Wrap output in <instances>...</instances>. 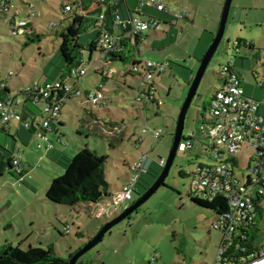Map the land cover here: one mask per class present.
Segmentation results:
<instances>
[{"label":"rangeland","instance_id":"1","mask_svg":"<svg viewBox=\"0 0 264 264\" xmlns=\"http://www.w3.org/2000/svg\"><path fill=\"white\" fill-rule=\"evenodd\" d=\"M75 1L13 0L14 10L10 16L16 25L24 22L26 30L12 35L8 19L0 16L1 88L7 86L15 96L29 85L56 80L67 72L59 51V36L75 30L76 25L75 13H63L62 7ZM224 1L165 0L166 5L174 9H186L191 21L180 20L172 27L161 23L156 33L143 32L140 53L143 64L149 61L168 65L148 83L155 91L154 103L137 101L148 86L139 75L130 72V61L126 64L103 61L107 69L115 71L103 85L105 96L111 100L109 105H91L83 95L66 101L58 117L61 124L58 134H49L52 150L48 153L37 149L38 140L32 135L26 145L16 138L24 153L19 156L23 176H17L14 170L0 175V247L9 244L23 251L29 247L42 248L69 261L70 254L83 247L105 224L106 218H96L93 208L84 203L55 205L46 199L51 181L65 174L59 162L66 163L85 146L99 157H106L103 180L107 194L122 190L131 175L129 166L145 154L149 155L146 165L150 170L140 178L134 200L149 188L161 171L157 162L167 160L178 115L199 61L216 34ZM28 5L32 7L30 11ZM148 10L152 9H145L144 13L151 16ZM93 18L94 15L87 16L78 39L85 68H88L90 57L91 61L97 59L96 54L90 56L88 51L95 34L91 26ZM245 42L253 47L248 48ZM230 61L242 80V87H246L245 95L261 102L259 114L264 116V88L259 87L264 83V0L231 2L221 43L185 116L182 137L187 139L193 135L192 147L184 151L178 149L164 186L129 219L113 227L77 264L213 263L221 241V235L211 227L216 215L191 200V176L179 173L189 174L198 164H215L211 158L208 107L211 96L223 84V67ZM101 81L102 77L91 71L77 86L81 92L95 93ZM1 90L0 95L4 94V89ZM91 113L102 122H122L125 127L122 141L111 145L106 136L113 131L103 134L105 127L102 122L91 120ZM96 124L100 125L99 130L93 129ZM143 129L161 130L162 135L153 141L149 134H142ZM11 132L15 136L13 129ZM0 141V146L7 142L10 149L13 148L11 138L1 135ZM58 153L59 158L53 159ZM254 154L251 149H240L236 176L244 178ZM251 234L253 244L264 246V208L256 213Z\"/></svg>","mask_w":264,"mask_h":264},{"label":"built area","instance_id":"2","mask_svg":"<svg viewBox=\"0 0 264 264\" xmlns=\"http://www.w3.org/2000/svg\"><path fill=\"white\" fill-rule=\"evenodd\" d=\"M88 1L91 3L88 10L83 8L81 0L69 2L62 8L63 13H75L81 19L87 16L88 11L95 8L115 9L111 31L104 24L103 13L94 21L97 37L93 54L97 55V59L91 61L90 57L88 68L82 65L72 68L57 80L42 84L34 83L24 88L19 95L8 94L0 98V131H5L11 122H16L26 131H31V135L38 140L37 149H44L45 153L52 150L49 134L53 132V125L58 122L66 101L83 95L91 105L107 106L111 103L104 94L102 84H99L95 93L81 92L77 85L80 79L91 71L100 75L102 79H111L115 71L107 69L102 62L105 61L107 64L111 57H121L127 49L126 46H129L132 55L133 64L130 72L139 75L142 82L148 86L147 90L138 96L137 101L145 104L154 103L155 91L148 83L155 74L163 73L168 65L149 61L143 64L140 58L143 32H156L161 24L157 19L147 17L144 10L152 9L168 15L172 24L187 16L186 9H174L162 0ZM129 1H135L136 7L127 17H122L117 7L127 5ZM31 9L32 7L28 5L27 10ZM13 10V0H0V11L8 19L11 34L25 33L24 22L14 24L10 16ZM121 75L124 76L125 72L122 71ZM221 75L224 77L223 84L211 96L208 107L212 131L211 158L215 164H198L194 171L188 174L191 176V198L210 202L216 197H221L227 204V210L216 216L211 226L221 235L212 264H264V246L253 244L251 239L256 213L264 208V116L259 114L261 102L245 95L232 61L223 67ZM259 87L264 88V84H260ZM25 102L34 104L38 108V117L23 122L22 110ZM123 129L124 126L117 128L113 130L115 134L111 132V135H119ZM142 134H149L153 141H156L161 137L162 131L143 129ZM193 139V135L187 139L181 137L178 149L182 151L190 149ZM242 147L255 151L248 163L244 178L235 174V167L238 164L237 155ZM20 151L21 147L18 144H14L10 150L12 166L10 171L14 170L17 176L22 177ZM148 158V154L141 155L133 165L129 166L131 175L122 190L107 194L99 202L91 203L92 213L96 218L105 217L110 220L132 204L137 183L148 170L146 165ZM164 164L163 159L157 162L158 167H163Z\"/></svg>","mask_w":264,"mask_h":264},{"label":"trees","instance_id":"3","mask_svg":"<svg viewBox=\"0 0 264 264\" xmlns=\"http://www.w3.org/2000/svg\"><path fill=\"white\" fill-rule=\"evenodd\" d=\"M81 1L83 8L85 10H88L91 6V3L88 0H81ZM117 9L120 14L121 7H117ZM101 13L105 15L104 24L106 25L108 30L111 31V22L115 13V9L108 8L106 10H101L100 8H95L93 10L88 11L87 16L90 15L95 16V18L91 19V26L93 27L95 34L88 45V51L90 56L95 51V39L97 37V31L94 27V23H95L94 21ZM156 13L160 14L159 12ZM0 16H4L1 11H0ZM86 17L84 19H81L77 17V15L75 14L74 18H75L76 29L70 30L69 32H62L59 36L61 40L59 51L64 61L67 72L70 71L72 68H77L82 65V60L80 55L81 46L78 43V39L80 36V32L83 28V24L87 20ZM147 17L157 19L160 23L163 24L166 23L167 25L170 26H174L176 24V23L172 24L171 18L168 15H166V17H168L169 19L166 21L161 18L151 17L149 15ZM236 45L237 47H239L240 42L237 41ZM244 45L247 46L248 48L253 47L251 43L245 42ZM128 47L129 46H126L127 49L123 52L121 57H111L110 59H108V62L109 63L121 62L126 64L130 61L131 64H133V62L131 61L132 60L131 49ZM65 74L63 73L61 77L65 76ZM106 80L107 79L105 78L102 79L101 84L104 85ZM150 87H153V85H150ZM1 89H4V94L0 95V98L10 94L9 89L6 86L0 88V90ZM36 117H38V108L34 104L25 102L22 110V121L24 122L30 119H34ZM89 117L91 120L97 123L102 122L99 119H97V117L93 113H91ZM87 123L90 124V121H88ZM102 125L105 127L106 130L105 133L103 131V134H106L108 131H113L117 128L124 126L122 122H116L112 120L103 121ZM53 126H59V123L57 122ZM99 127L100 125L96 124L95 127H93V129L98 128L99 130ZM123 132L124 129L121 131L119 135L114 136V135L106 134L107 135L106 138L111 145L119 143L123 139ZM29 133L31 134V131H29ZM113 134H115V131H113ZM1 149L2 152L8 154V157L6 163L0 169V175L3 174L4 172L12 173L11 171H9L10 169H12L10 163V150L8 148L4 149L3 147ZM2 156L3 154L1 153L0 162ZM105 161H106V157H99L95 151L90 150L89 148H87V146H85L82 149H79L78 152L75 154V156L70 160H68L66 163L59 162V164L63 166L65 170L64 171L65 174L63 176L54 178L51 181L49 188L46 190V194H45L46 199L55 205L57 204L61 205L62 203L64 204L69 203L70 205H73L75 201H79L83 203L99 202L104 196L107 195L106 192L107 185L103 180V176H104L103 169H104ZM159 168L162 169V167ZM149 170L150 169H148L145 174H148ZM160 172L161 171H159L155 175L154 179L157 178ZM179 175L189 176L188 174H182V172H180ZM139 181L137 185L139 184ZM145 190L146 188L143 189V191ZM191 200L200 207L211 210L216 216L223 214L227 210V204L225 202V199L221 197H216L211 202L201 201L194 198H192ZM253 238L254 236L252 235L251 239L253 240ZM75 253L76 251L70 254L69 260L72 258V256ZM68 262H69L68 260H63L55 256L51 250H44L42 248L29 247L26 251H23L19 248V246L12 247L9 244H4L2 247H0V264H68Z\"/></svg>","mask_w":264,"mask_h":264},{"label":"water","instance_id":"4","mask_svg":"<svg viewBox=\"0 0 264 264\" xmlns=\"http://www.w3.org/2000/svg\"><path fill=\"white\" fill-rule=\"evenodd\" d=\"M231 2L232 0L224 1L216 34L211 44L205 51L202 59L199 61V66L195 72V75L192 77L188 94L186 96V99L178 115L176 129H175V133H174V137L172 141V146H171L169 155L167 157V160L165 161V164L161 169L160 174L157 176L155 181L149 186V188L143 194L137 196V199H135L129 207H127L122 212H120L117 216H115L114 218L107 221L104 225H102L100 229L96 232L94 237L91 238L83 247H81L79 250L76 251V253L69 260L68 264H77L78 260L84 254H86L91 249H93L96 245H98L103 240L104 236L108 234L113 227L123 222L124 220L129 219L133 213H135L160 187H162V185H164V181L166 177L168 176L169 170L173 164L176 153L178 151V146H179L182 133H183V128H184V120H185V116L188 111V108L192 102V99L194 98L196 94V91L199 87V84L202 80V77L206 71L207 66L209 65L211 59L215 55L221 43V40L223 38Z\"/></svg>","mask_w":264,"mask_h":264},{"label":"crops","instance_id":"5","mask_svg":"<svg viewBox=\"0 0 264 264\" xmlns=\"http://www.w3.org/2000/svg\"><path fill=\"white\" fill-rule=\"evenodd\" d=\"M162 2L163 3H165L166 4V2H165V0H162ZM135 7H136V2L135 1H129L128 3H127V5H123L122 7H121V10H120V15L122 16V17H127L134 9H135ZM128 9H129V11H128ZM151 16H154V17H157V18H161V19H163V20H168L169 18L168 17H166V15H164V14H159L158 15V13H156L154 10H148L147 11ZM188 12V11H187ZM188 16V15H187ZM184 21H191V20H189V17H186L185 19H183ZM164 25H166V23H164ZM170 26V25H169ZM170 27H172V26H170ZM157 32V31H156ZM156 32H154V33H156ZM63 75V74H62ZM61 75V76H62ZM61 76L59 77V78H61ZM239 76V75H238ZM59 78H57V79H59ZM239 78H240V76H239ZM56 79V80H57ZM240 80H241V78H240ZM45 82H48V81H45ZM45 82H43V83H45ZM262 84H264V83H262ZM241 85H242V80H241ZM222 86V85H221ZM220 86V87H221ZM7 87V86H6ZM219 87V88H220ZM218 88V89H219ZM243 88V90H244V93H245V90H246V87H242ZM217 90V89H216ZM215 90V91H216ZM0 91H2V90H0ZM58 123H59V121H58ZM61 124H59V126H60ZM12 129L14 130V133H15V136L12 134ZM57 131V132H56ZM58 131H59V129H58V126H53V134L54 135H57L58 134ZM1 135H5V138L7 139H9V138H11L12 139V141H13V145L14 144H17V141H16V138L21 142V144L22 145H26L28 142H29V140H30V136H31V134L28 132V131H26L25 129H23L20 125H8L6 128H5V131H0V138H1ZM50 142H51V140H50ZM0 143H1V141H0ZM2 147H5V148H8L9 150H11L10 149V146H8V143L6 142L5 144H3V145H1L0 146V154L2 153L3 154V156H2V158H1V162H0V169L4 166V164L6 163V160H7V157H6V154L4 153V152H2ZM20 154L22 155H24V153L23 152H21L20 151ZM59 158V153L58 154H56L54 157H53V159H58ZM80 204H83V202H79V201H75V203H74V205H76V206H79ZM84 205L86 206V207H89V208H93L92 207V205H91V203H90V205L88 204V203H84ZM107 221H109V220H107L106 219V222ZM105 222V223H106ZM104 225V224H103ZM102 226V225H101ZM100 229V228H99ZM99 229H97L96 231H98ZM81 264V263H80ZM83 264V263H82ZM89 264V263H88ZM90 264H92V263H90Z\"/></svg>","mask_w":264,"mask_h":264}]
</instances>
